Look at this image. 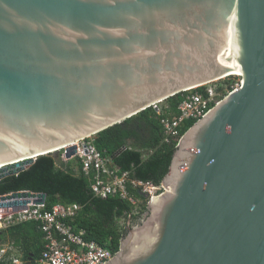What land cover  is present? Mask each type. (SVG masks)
I'll list each match as a JSON object with an SVG mask.
<instances>
[{
    "label": "water",
    "instance_id": "water-1",
    "mask_svg": "<svg viewBox=\"0 0 264 264\" xmlns=\"http://www.w3.org/2000/svg\"><path fill=\"white\" fill-rule=\"evenodd\" d=\"M234 73L104 264H264V0H0V181Z\"/></svg>",
    "mask_w": 264,
    "mask_h": 264
},
{
    "label": "trees",
    "instance_id": "trees-1",
    "mask_svg": "<svg viewBox=\"0 0 264 264\" xmlns=\"http://www.w3.org/2000/svg\"><path fill=\"white\" fill-rule=\"evenodd\" d=\"M226 78L219 82V87L230 91L235 83L232 77ZM198 90L204 91V87ZM183 95L184 92L172 96L163 101L165 105L158 103L92 136L99 151L111 158L110 165L118 174L130 173L127 186L129 192L141 200L138 206L119 195L96 196L91 178L82 173L81 161L77 157L65 159L62 153L59 158L53 153L41 155L27 170L1 180L0 196L23 190L46 193V209L58 203H78L81 209L73 222L76 229H84L87 240L118 252L129 230L127 222L130 221V226L138 223L149 212V200L143 187L135 186L133 181L158 186L170 171L177 148L163 142L161 120L179 113ZM194 123L190 121L185 130ZM122 220L125 223L122 224ZM0 241H13L19 246L25 264H36L44 246L43 233L36 222L2 231Z\"/></svg>",
    "mask_w": 264,
    "mask_h": 264
},
{
    "label": "built area",
    "instance_id": "built-area-1",
    "mask_svg": "<svg viewBox=\"0 0 264 264\" xmlns=\"http://www.w3.org/2000/svg\"><path fill=\"white\" fill-rule=\"evenodd\" d=\"M217 81L200 86L204 87V91L198 90L200 87H197L184 92L183 100L178 107L179 113L163 117L161 120L163 142L177 146L187 131L185 129L190 121L200 120L226 95L241 87L240 80L232 90H222ZM76 145L78 149L74 157L81 161L82 173L91 178L92 190L96 196L119 195L132 204L139 205L140 200L129 192L127 186L129 172L118 174L110 165L111 158L105 157L99 151L94 139L86 138L77 142ZM64 157L68 159L66 155ZM133 184L138 187L148 186L147 192L151 194L152 199L167 191L163 184L156 186L142 181H133ZM155 191L156 194H154ZM147 192H145L146 195H148ZM12 193L1 195L0 203L19 205L26 202V208L14 209L13 206L8 209H0V233L28 222L38 223L39 229L43 233L44 246L36 264H104L113 259L115 253L111 249L96 241L87 240L85 238L86 231L76 229L73 222L81 209V205L78 203H58L52 209H46V203L37 204L33 197L2 200V196H9ZM3 263L25 264L20 247L13 241H0V264Z\"/></svg>",
    "mask_w": 264,
    "mask_h": 264
},
{
    "label": "rangeland",
    "instance_id": "rangeland-1",
    "mask_svg": "<svg viewBox=\"0 0 264 264\" xmlns=\"http://www.w3.org/2000/svg\"><path fill=\"white\" fill-rule=\"evenodd\" d=\"M230 77L233 78L235 85H236L237 83H239L240 80H241L240 75L229 76V77H227L226 79H229ZM224 79H225V78H223V79L217 81V83L223 81ZM161 105H165V103L162 102ZM158 109H159V108H158ZM89 139H90V140H93V138H89ZM60 153L64 154L63 157H64L65 155L67 156V154H66V149H62V150H60V151H58V152H54L53 154L59 158V156L62 155V154H60ZM143 190H144L145 192H147V191L149 190V187H148V186H143ZM147 193H148L147 198H148V200H149V204H150V203H151V200H152V197H151V194H150L149 192H147ZM154 194H156V191L154 192ZM140 201H141V200H140ZM145 218H146V216H144V218L142 219V221H140V222H138V223H134V224L131 225V226H130V223H129L130 221H128V222H127V223H128L127 225H128V227H131L132 229H135V228L139 227V226L142 224V222L145 220ZM123 223H125V220H122V224H123ZM21 253H22V252H21ZM22 255H23V253H22Z\"/></svg>",
    "mask_w": 264,
    "mask_h": 264
},
{
    "label": "bare ground",
    "instance_id": "bare-ground-1",
    "mask_svg": "<svg viewBox=\"0 0 264 264\" xmlns=\"http://www.w3.org/2000/svg\"><path fill=\"white\" fill-rule=\"evenodd\" d=\"M233 75H241V73H234Z\"/></svg>",
    "mask_w": 264,
    "mask_h": 264
}]
</instances>
